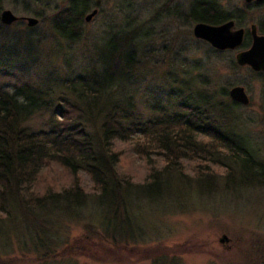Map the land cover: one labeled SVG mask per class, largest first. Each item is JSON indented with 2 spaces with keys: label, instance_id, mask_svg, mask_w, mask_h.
Here are the masks:
<instances>
[{
  "label": "rangeland",
  "instance_id": "obj_1",
  "mask_svg": "<svg viewBox=\"0 0 264 264\" xmlns=\"http://www.w3.org/2000/svg\"><path fill=\"white\" fill-rule=\"evenodd\" d=\"M83 1L86 12L71 41L56 32L55 20L74 1L1 0L0 17L11 10L40 22L5 26L0 20V91L14 94L30 84L52 90V99L64 84H109L88 123L96 142L104 113L116 104L131 101L147 120L155 115L153 107L175 111L180 101L201 94L216 115L228 116L230 131L243 137L260 164L251 163L254 172L262 173L252 182L240 164L218 161L206 187L186 163L184 175L165 179L162 198L149 200L140 184L144 162L120 144L128 150L120 178L134 181L115 193L120 207L106 208L82 173L83 207L34 211L31 220L22 210L0 214V264H264V72L236 62V54L250 48V35L241 48L219 51L194 37L198 22L191 18L197 3H212L237 28L250 31L256 24L264 34V6L244 0ZM95 9L98 14L86 21ZM235 86L245 87L248 106L230 98ZM49 115L38 114L27 125L44 129ZM36 223L43 226L39 237L32 234ZM224 235L228 240L221 243Z\"/></svg>",
  "mask_w": 264,
  "mask_h": 264
},
{
  "label": "trees",
  "instance_id": "obj_2",
  "mask_svg": "<svg viewBox=\"0 0 264 264\" xmlns=\"http://www.w3.org/2000/svg\"><path fill=\"white\" fill-rule=\"evenodd\" d=\"M85 12V2L75 0L56 17V32L75 41L78 34L71 33L76 31ZM191 18L211 25L228 20L223 11L207 2L197 3ZM108 87L109 84L103 87L97 81L64 84L62 92L52 99V90L30 84L14 94L0 91L1 215L9 214L11 209L22 210L30 219L34 218V211L63 205L70 209L83 207L87 193L82 186V173L90 176L94 191L105 199L106 208L120 207L115 193H121V185L129 188L134 182L131 177L120 178L118 169L128 154L127 148H121L120 144H127L144 162L146 176L140 184L149 200L163 196L165 179L184 175L186 163L194 165L197 180L206 187L213 177L209 171L218 161L240 164L241 172L252 175L249 177L252 182L262 173L254 172L251 163L260 164L243 137L230 131L228 116L224 111L216 115L213 105L201 94L180 101L175 111L153 107L155 115L147 120L131 101L116 104L104 113L96 142L88 123L96 118L93 115L96 100L101 99ZM96 112L101 114L99 110ZM41 113L50 114L44 120V129L35 130L27 125ZM226 169L230 178L233 171L230 167ZM32 225L35 228L32 234L39 237L43 226Z\"/></svg>",
  "mask_w": 264,
  "mask_h": 264
},
{
  "label": "water",
  "instance_id": "obj_3",
  "mask_svg": "<svg viewBox=\"0 0 264 264\" xmlns=\"http://www.w3.org/2000/svg\"><path fill=\"white\" fill-rule=\"evenodd\" d=\"M254 0H245L246 3H252ZM261 2L263 0H256ZM98 14L95 9L86 17V21H91ZM0 20L3 25L11 26L19 21H26L29 27H35L39 24V19L35 17H19L11 10H3ZM194 37L208 42L213 48L219 51L237 50L244 44L246 30L237 28L234 20H228L220 25H211L198 22L193 29ZM250 34L252 36V44L249 49L240 51L236 54V62L244 67L248 66L257 72H264V35L259 34L257 26L251 25ZM230 98L243 106L251 103L245 87L235 86L229 91ZM227 236L221 238V243L227 241Z\"/></svg>",
  "mask_w": 264,
  "mask_h": 264
},
{
  "label": "flooded vegetation",
  "instance_id": "obj_4",
  "mask_svg": "<svg viewBox=\"0 0 264 264\" xmlns=\"http://www.w3.org/2000/svg\"><path fill=\"white\" fill-rule=\"evenodd\" d=\"M68 1H75V0H68ZM245 1V0H244ZM246 3V2H245ZM251 4H255V6H264V0L263 1H261V2H258V1H256V0H254L252 3H246V5H251ZM256 25V24H255ZM257 26V29H258V32H259V34H262V35H264L263 33H261V31L259 30V27H258V25H256ZM251 36V34H250V31H247L246 30V37H248V36Z\"/></svg>",
  "mask_w": 264,
  "mask_h": 264
},
{
  "label": "bare ground",
  "instance_id": "obj_5",
  "mask_svg": "<svg viewBox=\"0 0 264 264\" xmlns=\"http://www.w3.org/2000/svg\"><path fill=\"white\" fill-rule=\"evenodd\" d=\"M72 35H75V31H72V33H71Z\"/></svg>",
  "mask_w": 264,
  "mask_h": 264
}]
</instances>
